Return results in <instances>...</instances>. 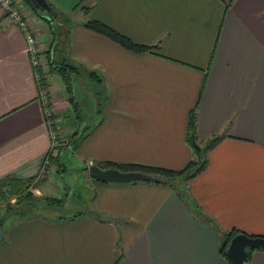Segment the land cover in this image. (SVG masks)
Returning <instances> with one entry per match:
<instances>
[{
  "label": "crops",
  "instance_id": "0c3cea01",
  "mask_svg": "<svg viewBox=\"0 0 264 264\" xmlns=\"http://www.w3.org/2000/svg\"><path fill=\"white\" fill-rule=\"evenodd\" d=\"M46 2L57 15L41 13L45 27L28 11L43 58L55 45L52 59L96 73L99 81L89 78L105 100L99 121L80 126L88 136L75 153L88 166L183 169L194 159L187 142L193 112L198 146L217 142L205 168L179 182L184 199L177 182L91 179L92 213L12 225L0 242V264H228L218 233L193 205L221 233L264 236V0ZM91 20L153 51L130 52L86 28ZM25 49L0 12V180L38 176L51 148ZM41 70L51 108L65 114L71 107L55 93L45 58ZM244 264H264V250Z\"/></svg>",
  "mask_w": 264,
  "mask_h": 264
},
{
  "label": "trees",
  "instance_id": "16d2710c",
  "mask_svg": "<svg viewBox=\"0 0 264 264\" xmlns=\"http://www.w3.org/2000/svg\"><path fill=\"white\" fill-rule=\"evenodd\" d=\"M21 4L27 8L28 11H30L33 15H35L37 18H41L40 14L42 10H39L35 3L30 2L29 0H20ZM47 5L50 7L51 16L50 18H53V15H57L56 11L54 10L53 6L49 3ZM83 11H85L84 8H82ZM50 22V21H49ZM86 28L89 30L98 33L112 42L118 44L120 47L133 52V53H142V52H151L153 51L152 47H146L142 45L134 44L132 41H130L128 38H126L123 35L118 34L117 32L113 31L109 27L105 26L104 24L91 20L84 24ZM55 45H50L48 50L44 52V58L48 65V71L50 75H58L67 91L66 93V100L69 103L70 107L73 110H77L76 103L74 101V97L72 96V77H79L81 76V72H85L81 67H77L70 63L68 59L65 57L61 59H56L55 61L52 59L55 51ZM37 72H40L41 79L40 83L38 84V87H47L46 78L41 70V67L38 69ZM86 73V72H85ZM90 78L96 79L99 81L98 76L94 72H88L87 74ZM66 118V115L63 114L62 116L54 115L52 120L53 121H59L60 118ZM77 122L79 126L82 123V120L80 116L77 117ZM80 128V127H79ZM78 129V128H77ZM75 132L70 134L68 142L64 146H58L57 148H50V150L47 153L46 159L51 164L50 166L54 167L56 169L55 173H62L64 171V168H62V164L60 163V152L68 146H71L73 149H76L78 147V144L83 141L87 136V131H83L82 129H78ZM187 142L192 149V152L194 153V159L190 160L183 169L179 171H172L167 170L163 168L158 167H149V166H140L135 164H116L112 162H102L97 163L96 165L101 169H117L120 172H142L154 175L156 177H160L162 179H167V182H152L155 184H165L170 187H174L177 182H186L189 181L194 175L201 172L206 164V153L211 150V148L215 145L217 142V139H213L210 142L206 144L204 148H200L197 144V139L195 135V115L194 112L191 113L189 122H188V137ZM55 152V154H54ZM36 177H32L26 180H20L13 177H5L0 180V200L4 203V214L0 217V230L3 234V237L7 234V231L12 227V225H15L17 223H23L30 219V214L34 212V210L42 207V208H58L63 204V199H57V198H38L35 197L31 191L30 188L34 186V183L36 181ZM136 183V182H133ZM179 192L178 195L182 197L183 199L187 197V193L185 191L184 184L179 183L178 184ZM176 187V186H175ZM15 198L14 205L10 203L11 199ZM193 208L195 210V213L197 216L201 217V219L208 225H210L219 235L220 237V247L219 252L220 255L227 261L228 264H230L229 260L226 256V250L227 247L231 241V239L238 235L243 234L242 232H239L237 230H232L230 232L221 233L218 231L217 227L213 224V222L207 218L205 215H202L200 210L193 205ZM64 217L63 216H57L55 218V221H60ZM10 220L9 225H5L7 220ZM43 219V218H41ZM248 236V235H247ZM252 238L255 237H263L264 236H249ZM261 250V249H259ZM255 249H247V261L250 258L252 252H254ZM246 261V262H247Z\"/></svg>",
  "mask_w": 264,
  "mask_h": 264
},
{
  "label": "rangeland",
  "instance_id": "374dc122",
  "mask_svg": "<svg viewBox=\"0 0 264 264\" xmlns=\"http://www.w3.org/2000/svg\"><path fill=\"white\" fill-rule=\"evenodd\" d=\"M18 3L21 5L20 1ZM29 18L33 20L34 24L41 27L46 26L45 23L40 19L38 20L33 14H30ZM44 19L47 20V18ZM54 26L57 27L56 22ZM44 29L47 30L46 28ZM62 50L65 51V47H62ZM81 69L86 70L85 68ZM84 73L81 72V76L79 77H72V96L74 97L77 110L75 111L71 108L65 113L66 118H60L58 123V144L54 149L58 146H64L75 129H79L80 126L82 128L84 126L91 127L101 118L100 110L104 107L105 100L99 95L100 87L98 83L89 78L87 71ZM50 83L58 96L66 97L67 91L58 75H51ZM78 115L82 120L80 126L77 122ZM60 163L63 164L64 171L57 174L54 172L56 169L50 166L51 164L48 162V165L44 167V173L42 175L41 173L38 174L34 186L30 188V191L38 198L63 199V204L58 208L40 207L30 214V219L43 218L55 221L57 216H70L80 213L89 214L91 212L95 191L88 176L87 170L89 166L87 165V161L79 158L77 153H75V149L71 147L65 148L60 152ZM35 185L38 187L36 188ZM14 202L15 198H12L10 203L14 205ZM4 209V203L0 200V217L4 214ZM9 224L10 220L8 219L5 225Z\"/></svg>",
  "mask_w": 264,
  "mask_h": 264
},
{
  "label": "built area",
  "instance_id": "2783aa9c",
  "mask_svg": "<svg viewBox=\"0 0 264 264\" xmlns=\"http://www.w3.org/2000/svg\"><path fill=\"white\" fill-rule=\"evenodd\" d=\"M19 1L20 0H0V12L6 23L9 24L12 28L17 29L23 35L26 44L25 52L30 58L31 67L34 69V78L38 85L40 83L41 74L36 72V70H38L44 63V58L36 39V29L34 26H32L31 22L28 19V10L22 4L19 5ZM38 98L44 108V114L51 140V148H54L58 144L57 137L59 130V121L52 120L55 112L51 108V98L49 90L38 87ZM45 165H48L47 159H45L43 163L42 169L40 171L41 175L44 173Z\"/></svg>",
  "mask_w": 264,
  "mask_h": 264
},
{
  "label": "water",
  "instance_id": "95a60500",
  "mask_svg": "<svg viewBox=\"0 0 264 264\" xmlns=\"http://www.w3.org/2000/svg\"><path fill=\"white\" fill-rule=\"evenodd\" d=\"M35 3L42 14L51 16L50 7L46 0H29ZM47 12V13H46ZM55 15H53L54 17ZM88 176L90 179L102 183L128 184L133 182H167L151 174L142 172H120L117 169H101L96 165L88 167ZM3 240V234L0 230V242ZM247 249L264 250L263 237H249L246 234H238L234 236L226 250V256L230 264H244L247 261Z\"/></svg>",
  "mask_w": 264,
  "mask_h": 264
}]
</instances>
